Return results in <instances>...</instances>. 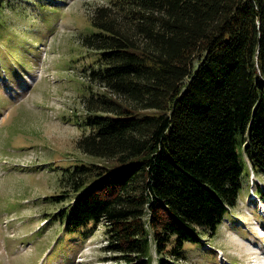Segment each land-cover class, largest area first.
I'll list each match as a JSON object with an SVG mask.
<instances>
[{"label":"trees","instance_id":"trees-1","mask_svg":"<svg viewBox=\"0 0 264 264\" xmlns=\"http://www.w3.org/2000/svg\"><path fill=\"white\" fill-rule=\"evenodd\" d=\"M92 25L78 145L101 161L65 169L55 217L104 227L115 264H177L238 205L247 156L264 175V0H109Z\"/></svg>","mask_w":264,"mask_h":264},{"label":"rangeland","instance_id":"rangeland-1","mask_svg":"<svg viewBox=\"0 0 264 264\" xmlns=\"http://www.w3.org/2000/svg\"><path fill=\"white\" fill-rule=\"evenodd\" d=\"M108 2L0 1V264H112L104 227L86 236L55 217L75 196L65 169L101 161L78 145L87 132V68L100 54L81 38L95 31V7ZM246 163L238 205L177 264H264V175ZM61 194V202L51 197Z\"/></svg>","mask_w":264,"mask_h":264},{"label":"bare ground","instance_id":"bare-ground-1","mask_svg":"<svg viewBox=\"0 0 264 264\" xmlns=\"http://www.w3.org/2000/svg\"><path fill=\"white\" fill-rule=\"evenodd\" d=\"M257 225H260V224L258 223ZM239 236L242 237L241 235H239ZM243 239H244V238H243ZM244 240H245V239H244ZM233 241H234L235 244L238 245L239 249L247 245L246 242H244L243 240L240 241V240H238V239H236V238H233ZM249 247H250L251 249H254V246H253V245H250ZM241 252H242V251H241ZM81 264H82V263H81ZM237 264H240V263H237ZM241 264H246V262L244 261V262L241 263Z\"/></svg>","mask_w":264,"mask_h":264},{"label":"clouds","instance_id":"clouds-1","mask_svg":"<svg viewBox=\"0 0 264 264\" xmlns=\"http://www.w3.org/2000/svg\"><path fill=\"white\" fill-rule=\"evenodd\" d=\"M108 262H112V264H113V260H110V261H107V260H106V261H105V263H108ZM114 264H115V263H114Z\"/></svg>","mask_w":264,"mask_h":264}]
</instances>
